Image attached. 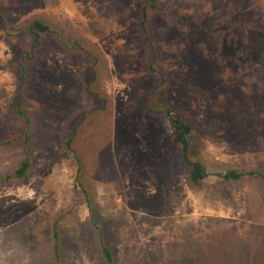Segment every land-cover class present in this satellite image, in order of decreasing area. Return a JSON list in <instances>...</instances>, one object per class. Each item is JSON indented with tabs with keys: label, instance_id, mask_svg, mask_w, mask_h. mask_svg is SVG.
Masks as SVG:
<instances>
[{
	"label": "rangeland",
	"instance_id": "374dc122",
	"mask_svg": "<svg viewBox=\"0 0 264 264\" xmlns=\"http://www.w3.org/2000/svg\"><path fill=\"white\" fill-rule=\"evenodd\" d=\"M144 1L0 0V264L53 261L55 223L54 264H107L100 237L114 264H210L222 244L264 264V181L217 176L264 175V0H157L145 28ZM34 19L53 32L26 59ZM164 107L193 127L202 188Z\"/></svg>",
	"mask_w": 264,
	"mask_h": 264
},
{
	"label": "trees",
	"instance_id": "16d2710c",
	"mask_svg": "<svg viewBox=\"0 0 264 264\" xmlns=\"http://www.w3.org/2000/svg\"><path fill=\"white\" fill-rule=\"evenodd\" d=\"M157 0H145L142 6V19L141 24L145 28L148 18V6H155ZM6 17L3 12H0V21L7 23ZM25 30H27L28 34L33 38L32 46L29 51L25 52L26 59H32L35 54V49H37L40 45L39 37L41 34L51 33L53 32L50 26L44 23L41 20L34 19L30 22ZM146 35L148 36L147 31ZM24 70V69H23ZM150 71L153 73H160L154 67H150ZM160 76L161 73L159 74ZM161 84V83H160ZM161 115L165 119L166 129L170 136V139L173 145L180 151L182 156V161L184 166L186 167V179L187 183L192 188H202L205 184V179L207 177V173L204 171L202 164L193 159V155L195 154V146H193V127L186 121L183 120L180 113L174 111L168 107L161 108L159 110L150 111ZM18 115L22 117L24 120L28 121L27 116L20 109L18 110ZM25 141L29 140L27 132L24 135ZM8 143L9 141H5ZM68 145L71 144V139H69ZM71 149V148H70ZM72 150V149H71ZM31 169V158L28 155L19 162V165L14 169L12 176H6L4 180H9L10 178H22L24 177ZM217 176L221 177L224 181H238L245 177L259 179L264 181V175L258 171L249 170L246 172H238L236 170H227L223 174H218ZM60 226L55 223L52 228V257L53 261H47L46 263L41 264H54V261L59 258V249H60ZM101 239V248L104 258L107 264H114L113 256L110 249L104 244V241ZM241 242H237L238 246ZM220 254H215L214 260L210 264H230L232 260L244 259V252L239 248L235 247L232 244L231 247H228L226 244L221 245ZM260 258V252L255 255L254 259ZM230 262V263H229ZM232 264V263H231Z\"/></svg>",
	"mask_w": 264,
	"mask_h": 264
},
{
	"label": "crops",
	"instance_id": "0c3cea01",
	"mask_svg": "<svg viewBox=\"0 0 264 264\" xmlns=\"http://www.w3.org/2000/svg\"><path fill=\"white\" fill-rule=\"evenodd\" d=\"M252 261H249V262H247V263H251Z\"/></svg>",
	"mask_w": 264,
	"mask_h": 264
}]
</instances>
